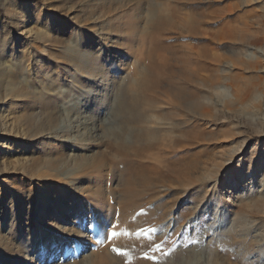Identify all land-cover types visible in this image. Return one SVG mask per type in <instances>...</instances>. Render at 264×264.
Here are the masks:
<instances>
[{
    "label": "rangeland",
    "instance_id": "obj_1",
    "mask_svg": "<svg viewBox=\"0 0 264 264\" xmlns=\"http://www.w3.org/2000/svg\"><path fill=\"white\" fill-rule=\"evenodd\" d=\"M261 20L264 0H0V264H110L118 232L154 264H264ZM150 71L185 113L141 122L175 128L192 162L131 202L130 169H168L118 114Z\"/></svg>",
    "mask_w": 264,
    "mask_h": 264
},
{
    "label": "bare ground",
    "instance_id": "obj_2",
    "mask_svg": "<svg viewBox=\"0 0 264 264\" xmlns=\"http://www.w3.org/2000/svg\"><path fill=\"white\" fill-rule=\"evenodd\" d=\"M150 20L155 23V24L153 23L154 25H158V26L161 23H164L166 21V20L161 19L160 17L159 18L157 16L155 17V15L154 16L151 15ZM150 20H149V22L152 23ZM159 22H161V23H159ZM259 25H260V27H259L260 28V36L258 37L257 42H258V47L261 50L260 54L262 56H264V21L261 20V23ZM205 56L207 57V56H209V54L205 55ZM259 63L261 66H264V60H261V61L259 60ZM250 66L252 67V64ZM206 67H208L209 71L211 69V71L214 72V68H213L212 63L211 64L208 63V65H206ZM175 72H173V74L176 75ZM244 73L245 74L250 73V67L248 65V62H246V65L244 67ZM154 74L155 73L153 71H150L147 75H145V76L143 75L140 79H138L134 82V84L132 85L133 87H130L126 91L125 95L123 94L124 95L123 97L125 100L124 101L122 100L121 106L118 107V108H120L118 111V114L122 115L123 119L128 120V122L130 124V132L133 133L132 139L134 140V143H135L134 146L137 147V145H139L140 150H133V152L135 153V156L140 158L143 156L142 152L144 150L148 151V150L156 149V150H158L164 154L165 160L169 161L168 164L166 163L167 165L165 164L168 169H165V171H164V168H163V171L156 169L155 172L150 173L148 170H144V166L142 167L143 169H141V167L135 168V169H130L129 166L131 164L129 165L127 163L130 170L125 169L126 171L129 170V172H128V175L125 174V176H127L128 179L126 178L124 180H126V182L128 180V184L125 186L124 189H122V188L121 189L123 190L122 191V197L128 198L129 199L128 201H131V202L132 201L134 202L136 200L138 201V199H140V198H146V197H149L150 195H152L154 193L155 188L159 185V183L161 181H165V180L176 181L177 177H173V176L180 174V173L178 174L179 166H181L183 164L188 165V163H190V161H191L189 159V157L186 159L185 155H181V153L178 151V149H180L182 151L189 152V151H191L192 145H190L191 143H189V145L187 147H183L184 143H181V144H183L181 146L179 143L180 142L179 141L180 136L176 135L177 133L174 134V132H176L175 128L171 127L169 130H165L164 128H161V127L152 128V127H149L147 125L142 124V122H144V120L150 121L149 119L152 117V114H151L152 112L156 113L161 119H164V118L170 116V118L172 117L173 121L176 118L180 119L182 116H184L183 114L185 113V112H183V114H182L181 107H180L181 101L178 102L179 96H181L180 94L183 92L182 87H179V86L176 87L175 83L173 81H171V79L164 80V79L157 77ZM182 75H184V79H185L184 82L186 81V83L188 81L190 82L189 77H190V79H192L191 78L192 73L188 70L185 71L184 74H182ZM180 76H181V74L178 76V78H180ZM199 76H200V72H199ZM201 76H202V73H201ZM195 78H196V76H195ZM195 78L193 76V79H195ZM200 79L202 80L203 78H200ZM178 80H180V79H178ZM161 87H167L168 90H172V89L177 90V94L175 95V102L170 103L165 108H159V107H157L158 105L155 106L156 102L154 100V97H155V94L157 92L162 91L160 89ZM249 90H251V89H249ZM159 94H161V93H159ZM162 95L166 96L165 93H163ZM162 95H159V96H162ZM185 96H186V94H185ZM182 100H184V99H182ZM117 106H118V104H117ZM115 108H114V111H115ZM116 111H117V109H116ZM189 127H187V128H189ZM188 132H189V130H188ZM182 136H187V135H182ZM183 139H182V141H183ZM122 150H124V149H122ZM122 150H120V151L122 152ZM124 153H125V150H124ZM126 154H125V156L124 155L123 156L124 157H126V156L130 157L129 155H131L130 152H129V155L128 154L126 155ZM165 154H166V156H165ZM135 156H134V158H135ZM134 158H131V159L134 160ZM131 159L128 158V160H130L132 162ZM141 160L147 161L145 159V157H144V159H141ZM126 161H127V159H126ZM142 161H140V162H142ZM164 162H166V161H164ZM153 163H155V162H153ZM144 165H145V163H144ZM161 166H163V165H161ZM154 168H157V167L154 166ZM150 169H152V168H150ZM123 171L124 170L122 169L121 173ZM126 171H124V172H126ZM123 178H124V176H123ZM108 194H110V193H108ZM80 213H82V212H80ZM68 222L73 223L71 220H68ZM108 244L111 246V252L109 254L107 253L106 255L103 254V257L105 258V260L109 261L110 264H115L116 262H118L116 264H154L155 260L159 258V257H157L158 256L157 250L154 249L153 247H151L152 249H150V247L148 248L146 246L147 244L138 243V242H134L132 240H129L126 237V235L120 234L119 232L115 233L109 239ZM79 247L81 248V250L85 249L83 244H81ZM67 249H69V246L65 245L59 251V253L61 252V255L56 254L57 250H54V251L49 252L48 257H51V260H55L56 258H60V257L65 255V253H63V251H66ZM142 257H143V259H142ZM163 262H162V264H163ZM164 264H165V262H164Z\"/></svg>",
    "mask_w": 264,
    "mask_h": 264
},
{
    "label": "snow or ice",
    "instance_id": "obj_3",
    "mask_svg": "<svg viewBox=\"0 0 264 264\" xmlns=\"http://www.w3.org/2000/svg\"><path fill=\"white\" fill-rule=\"evenodd\" d=\"M89 227L91 226V225H88ZM110 227V226H109ZM112 235H114V234H112Z\"/></svg>",
    "mask_w": 264,
    "mask_h": 264
}]
</instances>
